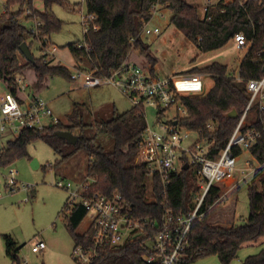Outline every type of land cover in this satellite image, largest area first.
<instances>
[{
  "label": "trees",
  "instance_id": "16d2710c",
  "mask_svg": "<svg viewBox=\"0 0 264 264\" xmlns=\"http://www.w3.org/2000/svg\"><path fill=\"white\" fill-rule=\"evenodd\" d=\"M35 1L6 0L5 13L0 14V81L5 82L14 95L19 91L18 78L28 70L33 71L35 86L39 88L45 87L48 80L56 77L73 80L72 72L55 64V59L46 53L51 34L62 27V21L52 12L53 5L66 8L70 5L65 0H41L44 4V11L41 12L35 9ZM157 5L171 11V25L203 54L224 48L238 34L242 33L247 38L249 49L239 66L238 76L219 63L194 69L191 73L211 76L214 85L205 96L181 98L187 116L180 121V125L197 132L201 139L213 142L211 157L215 158L226 148L249 104L248 83L264 77V1L236 0L225 3V0H219L206 16H202L198 8L187 0H89L87 11L97 16L99 29L84 35V42L92 49L90 52L79 49L77 43L68 45L76 68L108 75L123 67L134 51H139L154 71L158 60L152 56L151 46L143 41L142 29L145 23L152 20V8ZM27 11L32 13L26 17L27 21L40 23L38 34L33 32V27L24 25L23 18ZM40 43L41 58L33 56V62L24 61L21 46L27 44L31 50ZM80 106L83 105H73L68 124L60 122L42 131H23L2 150L0 168L7 169L25 158L33 160L28 147L41 140L60 157L53 168L58 169L79 154L86 153L89 162L85 178L94 181L92 191L106 196L121 194L133 207L136 217L161 223L164 215L162 203L165 200L175 217H187L192 210L191 201L199 193L198 169L192 167L175 174L167 189V197L163 195L160 180L149 177L144 166L135 164L147 127L145 114L135 107L119 113L114 107L109 118L96 119L93 116L92 122L86 123ZM234 109L239 118L227 120L225 115ZM208 124L213 125V130L207 127ZM89 129L94 131V137L87 136ZM61 131L73 134L78 131V143L71 145L59 138L57 133ZM99 135L113 141L112 151H107L96 142ZM251 152L260 162H264V140ZM235 154L240 155L241 151L237 150ZM248 192L250 214L246 221L242 225L218 227L210 224V212L220 200L221 189L212 188L201 209L204 216L193 221L186 250L177 264H193L211 256H216L221 264H231L244 245L264 238V169L255 172ZM61 214L67 218V228L75 246L87 245L88 232L83 235L77 233L88 216L87 210L78 205L69 212L66 201ZM5 240L7 254L20 264L16 243L9 236H5ZM143 243L142 240L109 250L94 264H148L142 259ZM243 264H264V249L246 258Z\"/></svg>",
  "mask_w": 264,
  "mask_h": 264
},
{
  "label": "built area",
  "instance_id": "2783aa9c",
  "mask_svg": "<svg viewBox=\"0 0 264 264\" xmlns=\"http://www.w3.org/2000/svg\"><path fill=\"white\" fill-rule=\"evenodd\" d=\"M88 1L83 0L82 4H87ZM234 1L236 0H225V3ZM212 7V1L208 0L203 9L204 16ZM159 10L158 5L154 6L153 16ZM3 13L5 8L0 14ZM31 14L27 11L23 21H27L26 17ZM151 21L144 24L142 36L161 33L159 28H150ZM82 25L84 35L89 34L91 30H98L97 16L87 12V15L82 16ZM39 26V22L33 23L32 29L35 34H38ZM234 42L238 49H249L247 38L242 33L235 36ZM77 46L79 49H86L87 52L92 50L84 41ZM46 53L50 54L49 49ZM53 53L54 49L51 54ZM204 76L191 73L161 77L152 69L137 63H126L108 75H99L97 71L82 69H76L72 74L73 80L81 79L83 86L89 89L115 87L133 107L140 109L144 114L146 108L156 109V121L154 125L147 123L135 164L144 166L149 177L160 180L165 197L168 195L167 189L173 176L184 170L186 165L189 169L192 167L198 169L199 188L194 207L187 217H175L165 200L162 203L164 215L161 223H158L149 218L136 217L133 207L121 194L106 196L94 193L91 189L94 181L91 179L82 182L56 181L55 186L64 189L69 195L68 211L71 212L80 205L87 210L92 219L87 230L89 243L74 247L73 257L79 264H94L105 252L142 240L144 241L142 259L146 263L153 264L159 261L160 264H177L186 250L193 221L204 216L201 209L212 188H220L227 182H231L229 187L238 185L241 181H246L249 175L253 178L257 170L264 169V162H260L251 152L253 148L262 145L264 140V77L248 83L249 104L226 148L217 157H211L214 143L205 138H200L189 149L182 147L184 141L182 131L185 128L180 125V121L187 116V110L182 105L181 98L205 96ZM17 83L19 86L17 94L9 91L0 98V141L7 135H14L17 138L25 130L42 131L61 122L44 100L37 95H26L28 86L21 78H18ZM21 94L25 97L23 98ZM207 127L213 130L212 124H208ZM2 150L0 148V158ZM237 150L241 151L240 155L235 154ZM245 153L248 157L241 166L240 161ZM7 169L9 171L5 176V182H0V199L18 191L28 192V186L19 184L18 172L11 167ZM1 170L3 169L0 168ZM238 173L242 176L241 179L237 177ZM149 242H153L152 249L148 246ZM46 248L45 242L40 241L32 248V252L41 253Z\"/></svg>",
  "mask_w": 264,
  "mask_h": 264
},
{
  "label": "rangeland",
  "instance_id": "374dc122",
  "mask_svg": "<svg viewBox=\"0 0 264 264\" xmlns=\"http://www.w3.org/2000/svg\"><path fill=\"white\" fill-rule=\"evenodd\" d=\"M82 1L65 0L69 3V8L58 4L52 7V12L62 21V27L58 32L51 34L49 55L51 59H55V64L68 68L72 74H74L76 66L68 45L73 43L78 45L84 41L82 16L87 15L88 11L87 4H82ZM187 1L197 7L199 13L204 16L203 9L208 0ZM211 1L214 6L219 0ZM5 3L6 0H0V13L3 12ZM34 6L38 11H44V4L41 0H36ZM171 17V11L160 8L153 16L150 28H159L161 33L142 36L145 44L151 46V54L158 59L157 66L160 71H158L159 73L155 71L157 75L167 77L191 74L194 69H202L213 63L225 65L230 72L235 73L236 76L239 75V66L248 53V49H238L233 40L222 49L203 54L185 38L183 33L171 25ZM24 25L32 28L33 23L25 21ZM41 46V43L36 44L31 49V53L36 59L41 58L43 54L40 50ZM54 48L57 51L51 54ZM134 52L141 56L139 51ZM143 59H139L138 65L151 69L146 59ZM23 60L26 61L24 58ZM33 78L34 74L31 71L26 82V86H28L26 95L32 94L33 91L37 94L36 91L40 89L33 86ZM204 85L205 94H207L214 85V79L205 75ZM7 93H9V89L6 83L0 81V98ZM38 94V97L49 105L54 115L65 124H68V115L74 104L83 105L80 106V111L84 113L86 123L92 122L93 116L96 119L109 118L110 112L106 105H109L113 110L112 104H116L119 113H124L133 107L132 103L115 87L103 86L89 89L83 86L81 79L76 81H68L61 77L50 79ZM156 112V109L146 108L148 124L154 125ZM77 134L78 131L74 135L77 136ZM86 134L91 137L95 136L94 131L90 129ZM182 137H184L182 143L184 149H189L200 140L197 132L187 129H183ZM15 139L14 135H7L0 141V146L6 147L9 142H13ZM96 142L107 151L113 150V141L107 136L99 135ZM28 153L32 159L38 160L39 168L33 169L32 160L26 158L19 160L11 168L18 172L19 184L28 186L29 191H18L0 199V264H17L7 254L5 236L11 237L16 243L20 264H79L73 257L75 242L67 228V218L65 214H61L69 195L64 189L55 186V183L58 180L77 182L85 180L89 157L86 153H81L76 159L57 169L51 166H54L60 157L45 142L40 140L32 143L28 147ZM247 157L248 155L245 153L240 161L241 166ZM8 171L9 169L0 171V182H5ZM237 177L242 178L239 173ZM251 181L252 176L249 175L246 181H241L238 185L229 187L231 182L221 185L220 200L210 212L211 225L230 227L242 225L246 221L250 214L248 186ZM195 196L191 201L192 209ZM149 200L152 201L150 198ZM91 221V216L88 215L77 229V233L85 234ZM40 241L45 242L47 248L41 253H33L32 248ZM148 246L152 249L153 242H149ZM263 249L264 238L256 243L246 244L240 249L238 257L231 264H243L246 258L259 254ZM193 264L221 263L216 256H211Z\"/></svg>",
  "mask_w": 264,
  "mask_h": 264
},
{
  "label": "water",
  "instance_id": "95a60500",
  "mask_svg": "<svg viewBox=\"0 0 264 264\" xmlns=\"http://www.w3.org/2000/svg\"><path fill=\"white\" fill-rule=\"evenodd\" d=\"M20 50H21V53L24 55V57H25V59L27 61H29V62H33L34 61V58H33V55L31 53V50H30V48H29V46L27 44H23L21 46ZM225 118L227 120H237L239 118V114L234 109L230 113L226 114ZM57 136L59 138H61V139L66 140L71 145H76L78 143V141H79V137L78 136H76L73 133L68 132V131L58 132ZM31 166L33 167V169H37V168L40 167V164H39L37 159H33L32 162H31ZM184 170H189V166L186 165L184 167Z\"/></svg>",
  "mask_w": 264,
  "mask_h": 264
},
{
  "label": "crops",
  "instance_id": "0c3cea01",
  "mask_svg": "<svg viewBox=\"0 0 264 264\" xmlns=\"http://www.w3.org/2000/svg\"><path fill=\"white\" fill-rule=\"evenodd\" d=\"M33 27V26H32ZM55 51H57L56 50V48H54V53H55ZM135 52H133L132 53V55H131V57H130V59L127 61V63H139L138 61H139V59H141V60H144L143 59V57L142 56H140L139 54H137V53H135ZM153 56V55H152ZM154 57V56H153ZM155 58V57H154ZM157 59V58H156ZM158 60V59H157ZM146 65V64H145ZM75 66H76V62H75ZM76 68V67H75ZM77 69V68H76ZM151 69H152V67H151ZM155 71H160V69H159V66H155L154 67V72ZM30 72H31V70H28L23 76H20L19 78H21L22 80H23V82L26 84V82H27V80H28V77H29V75H30ZM157 72H155L156 74H157ZM159 73V72H158ZM34 74V73H33ZM28 85H30L29 83H28ZM33 86H35V76H34V78H33ZM42 88H44V87H42ZM42 88H40L38 91H36L34 88V90L37 92V94L33 91V89H32V91H33V93L32 94H29V95H31V96H35V95H39L38 94V92L42 89ZM21 96L24 98L25 97V95L24 94H21ZM113 105V107H115V109H117V107H116V104H112ZM106 108L109 110V112H110V116H111V114H112V110L110 109V106L109 105H106ZM118 110V109H117ZM130 110V109H129ZM118 112H119V110H118ZM127 112V111H126ZM121 113V112H120ZM125 113V112H124ZM0 148H2V149H4L5 147H2V146H0ZM215 207V206H214Z\"/></svg>",
  "mask_w": 264,
  "mask_h": 264
}]
</instances>
